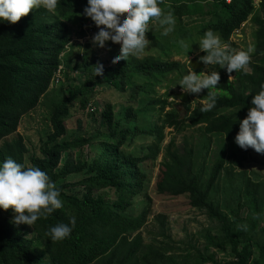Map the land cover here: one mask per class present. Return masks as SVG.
Returning <instances> with one entry per match:
<instances>
[{
	"label": "trees",
	"instance_id": "16d2710c",
	"mask_svg": "<svg viewBox=\"0 0 264 264\" xmlns=\"http://www.w3.org/2000/svg\"><path fill=\"white\" fill-rule=\"evenodd\" d=\"M253 2L160 0L161 10L171 12L180 21L185 17L194 22L196 18L212 16L207 23L200 21L191 28L180 26L176 31L179 39L183 31L191 38L193 30L203 36L211 29L226 51L234 52L244 49L230 41L233 33L249 21L256 27L254 51L246 66L227 73L215 65L220 75L216 103L205 112H200L201 105L193 108L192 102L187 101L182 104V113L174 101L168 102L169 98L176 99L171 92L159 96L144 82H134L137 77L148 80L152 87L163 86L166 77L180 74L185 67L179 62H162L152 56L132 58L128 63L113 62V55L103 61L91 57L84 48L72 68L66 64L65 69L70 67L81 75L70 90L61 88V97L52 106V132L42 142V157L32 156L27 162L20 139L12 143L5 140L0 147V161L11 157L26 167L37 166L46 172L60 190L63 206L38 219L33 227L13 225L11 209L0 210V264H44L35 254L36 242L42 246L48 264H218L219 253L231 259L225 264H264V229L258 228L264 220V177L253 179L257 176L254 172L249 175L243 170L254 150H243L234 143L239 121L246 117L253 95L264 83V0H260L258 9ZM86 6L87 0H56L51 10L36 7L15 24L0 23V143L16 131L19 118L33 109L48 90L60 64V54L72 38L67 23L77 25L79 36L84 35L85 26L95 27L83 15ZM149 37L155 46H161L154 36ZM97 64L103 65L102 75L94 74ZM63 76L69 80V75ZM105 87L127 96L129 102L138 100V106L127 103L116 112L108 104L101 111L102 122L95 135L89 136L87 129L83 137L62 140L76 102L86 108L90 97ZM206 94L207 89L200 100L206 99ZM100 109L95 108L91 117ZM156 116L150 127L146 121ZM186 127H197L202 132L201 148L186 144L180 152L171 141L162 156L155 191L166 198H184L190 208L204 213L216 227L204 231L203 253L192 247L196 255L176 256L182 250L180 243L146 246L140 234L129 240L146 224L151 200L144 192L151 179L147 164L160 149L151 156L140 157L124 148H130L127 140L139 134H159L160 145L164 129L180 133ZM102 128L105 132L99 133ZM212 138L217 141V154L212 167L207 168L205 161ZM85 145L91 150L86 160L78 152ZM72 150L77 151L73 159ZM260 155L264 166V154ZM73 178L80 180L74 183ZM139 203L144 208L137 210ZM71 216L76 217V222L66 238L53 241L46 235L51 226L67 223ZM258 231L262 235L259 240L255 238ZM161 234L165 237L164 228Z\"/></svg>",
	"mask_w": 264,
	"mask_h": 264
},
{
	"label": "rangeland",
	"instance_id": "374dc122",
	"mask_svg": "<svg viewBox=\"0 0 264 264\" xmlns=\"http://www.w3.org/2000/svg\"><path fill=\"white\" fill-rule=\"evenodd\" d=\"M257 1V0H256ZM258 9V8H257ZM163 13H167V11H162ZM212 16H207L206 18H196L194 22L192 19L183 18V20L174 17L175 25L173 31L170 32L167 36H161L160 33L163 30L162 26L159 25L158 22L153 23L150 22L148 24V30L146 34V38L150 41L149 45L146 46L143 53L138 56L137 58H142L145 56H154L157 60L162 62H179L184 65H189L190 61L196 60L198 63H201L202 71L207 72L205 65L202 62H199V56H201V52L198 49V42L202 35H198L196 32L191 33L190 37L188 38L185 36V31H183L180 35V38L177 36L176 31L180 29V26H184L185 28L193 27V24H196L201 21L208 22ZM68 27L71 30V37L73 44L70 49H67L66 52L63 54L65 59V63L69 64L72 68L75 63L78 61L79 56L84 50V45L92 43L93 35L98 31V28L95 26L93 30H91L88 26H85L82 30L86 34L83 37H80L78 33H80V29L77 25L72 26L71 24L67 23ZM256 27L249 21L246 22L239 33L232 38L233 43L239 46L240 49L246 50L247 46L251 44L254 48V32ZM149 35L154 36V38L160 42L161 46H155L151 41ZM176 39L178 41L176 42ZM179 40H184L185 43L188 45L187 48H182L178 43ZM193 43H192V41ZM119 42H112L107 41L104 47H97L94 44L86 45L85 52L88 50V54L90 56H95L100 59H105L109 53H118L119 54ZM163 47L165 51H162ZM190 49L191 52L187 50ZM70 58V59H69ZM133 56H129L127 61L128 63ZM136 59V58H135ZM65 70V74L69 75V80L65 78L63 83L54 88L49 87L44 95L41 96L39 103L30 111L23 114L17 124L16 131L9 137H6L1 143L0 147L5 140L9 143L14 142L17 139H20L22 147L26 152L25 160L30 162L31 157L41 158L42 153L40 148L43 146L42 142L46 140V137L49 133L52 132V127L50 124V115L51 110L54 102L58 101L61 97L63 87L66 91L70 90V88L75 84L74 80L76 81L79 76L75 75V72L70 70L71 68ZM189 68H181L180 74L173 75L166 77L163 86L157 85L152 87L148 80H140L137 77H134V82H144L145 84L149 85L152 90H156V93L159 96L165 95V93L171 92L175 96L174 103L176 105L175 108L180 109V111L184 112V107L182 104L184 103L182 98L180 97L181 94L184 95L186 101L192 102V107H198L201 102L200 98L202 95V91L199 94H190L186 93L181 90V87L178 85L179 80L182 78L184 74L187 73ZM208 70H217L215 65H209ZM194 71V70H193ZM195 72V71H194ZM74 76H78L75 78ZM230 79H233L232 77ZM65 81V82H64ZM56 84V83H55ZM162 85V84H161ZM169 102L173 101L171 98L168 100ZM130 104L133 107L138 106V100L136 102H129L127 96H124L121 93L115 92L111 90L109 87H105L104 89H99L98 92L90 97L89 103L86 105V108L80 107L79 103L76 102L75 106L71 109V114L67 119V133L66 136L62 139L65 141H73L76 138L85 136L84 130L89 131L88 135H95L101 126V118L100 114L103 110L104 106L111 104L114 111L118 112L122 110V106L126 104ZM101 108L100 112H96V114L91 117V113H94V109L92 108ZM169 108L166 109L168 111ZM121 113V112H120ZM123 117V113L121 114ZM94 119V120H92ZM154 120H157V116L152 120L146 121V123L150 126L154 123ZM158 126L161 123H157ZM149 126H147L149 128ZM123 126V128H125ZM151 127V126H150ZM198 128H191L186 127L180 133L175 132L172 129L166 128L163 132V140L160 145L157 143L159 134H152L150 135H142L139 134L136 138H129L128 145L131 146L130 148L125 147L124 149L128 152H136L140 157L151 156L152 153L156 151V149H160V152L156 155V157L151 160L147 166L148 171L151 173L150 175V183L149 188L144 190L147 192L148 195L151 197L149 209H148V216L146 219V224L140 230L141 239L143 244L146 246H153V247H164V246H173L172 243H180V248L182 249L181 252H177L176 256L185 255L186 253L190 255H196V252L192 249V247H196L198 251L204 252L205 249V239L203 237L204 231L216 227L215 223H210L207 216L197 210H194L188 206V201L182 197H177L176 199L166 198L165 196L157 194L155 191L156 182L159 178V170L160 164L162 161V156L165 154V150L167 145L171 141H173L174 145L173 148L178 149L180 152L184 150V146L186 144L194 146L196 149L201 148V141H202V132L197 130ZM105 128H102L99 133H104ZM216 138L211 139V145L208 151V156L205 161V165L207 168H211L215 157L217 154V146H216ZM159 146H158V145ZM157 145V146H156ZM79 153H81L82 158L86 160L89 156L91 150L89 146L85 145L78 149ZM76 150L71 151V157L73 159L74 155L76 156ZM253 151L249 155V159L247 163L244 165V171L247 174L252 175L254 172L257 176L255 178H260V180L264 177V166H262V157L258 153H254ZM68 158V155L65 156V159ZM264 161V159H263ZM221 177H223L221 175ZM71 182H77L80 178H73ZM106 194V192H104ZM107 197H112V194H106ZM135 206V205H134ZM132 207L134 209L135 207ZM144 208V205L139 203L137 210ZM136 210V211H137ZM161 223H164L163 225ZM166 231L165 237L162 236V229ZM258 228L264 229V220ZM137 233V234H138ZM28 236L31 237V229L29 230ZM136 236V234L134 235ZM134 236L130 237V240L134 238ZM262 237L260 232L256 233L255 238L259 240ZM36 252L35 254L40 256L42 262L44 264H48L47 256L43 253V248L37 242L34 244ZM215 252V251H212ZM231 259L228 256H224V254L219 253L216 255V261L218 264H225L229 262ZM180 260H176L175 262L179 263Z\"/></svg>",
	"mask_w": 264,
	"mask_h": 264
},
{
	"label": "clouds",
	"instance_id": "9594fccd",
	"mask_svg": "<svg viewBox=\"0 0 264 264\" xmlns=\"http://www.w3.org/2000/svg\"><path fill=\"white\" fill-rule=\"evenodd\" d=\"M231 2L232 0L229 2L225 0L226 4ZM159 3L160 0H87L83 15L90 18L98 28V31L93 35L92 43L85 44L84 48L90 44L104 47L105 43L110 40L119 42V54L109 53L103 61L108 60L111 55H113L111 57L113 62L127 61L129 56H133L138 60L148 57L137 58L135 56L143 53L146 46L150 43L146 38L149 21L158 22L162 26L161 36H167L173 31L175 25L173 14L171 12L162 14ZM259 3L260 0H254L253 2L256 8L259 7ZM41 6L51 10L56 6V0H0V23L15 24L22 17L27 16L34 8ZM89 28L93 30L95 27ZM241 28L233 33L230 38L231 42H233L232 38L239 33ZM178 43L182 48L188 47L184 40H180ZM72 44L71 38L64 52L60 54V64L51 78L49 87L52 86L54 88L63 83L64 76L62 78V75L66 70L63 54L67 49L71 48ZM198 49L202 51L201 56L198 58L199 62L205 65L207 72L200 71L196 73L202 68L198 70L191 68L190 63L196 61L192 60L189 65H185V68H189V70L179 80L178 85L182 91L190 94H199L202 90L205 91L207 89L206 99L200 100V112H205L211 110L216 103L217 93L215 89L220 80L219 73L216 70H208V66L219 65L227 73H232L248 64L250 54L253 53L254 48L249 44L246 50L226 51L220 41V37L209 29L200 38ZM203 53L205 55L202 56ZM155 59L157 60V58ZM93 68L95 75H102V64H97ZM78 74V72H75V75ZM250 103L251 107H249L246 117L239 121V130L234 137V143L243 150L251 148L258 154H264V83L259 85V90L253 95ZM92 109L95 111V107ZM62 206L60 190L46 172L37 166L26 167L11 157L0 161V210L8 211L11 209L13 214L11 223L13 225L19 226L23 224L33 227L38 219L52 213L56 209H60ZM75 222L76 217L71 216L67 223L58 222L51 226L46 235L50 236L53 241L63 240L70 234ZM240 227L244 229L246 225H241ZM137 233L135 234H140Z\"/></svg>",
	"mask_w": 264,
	"mask_h": 264
},
{
	"label": "water",
	"instance_id": "95a60500",
	"mask_svg": "<svg viewBox=\"0 0 264 264\" xmlns=\"http://www.w3.org/2000/svg\"><path fill=\"white\" fill-rule=\"evenodd\" d=\"M190 66H191V68H193L194 70H198V69L202 68V65L199 64V63H197L196 61H192V62L190 63ZM180 97L182 98L183 101H186V99H185V97H184L183 94H181Z\"/></svg>",
	"mask_w": 264,
	"mask_h": 264
},
{
	"label": "built area",
	"instance_id": "2783aa9c",
	"mask_svg": "<svg viewBox=\"0 0 264 264\" xmlns=\"http://www.w3.org/2000/svg\"><path fill=\"white\" fill-rule=\"evenodd\" d=\"M228 2L230 1V0H227Z\"/></svg>",
	"mask_w": 264,
	"mask_h": 264
}]
</instances>
